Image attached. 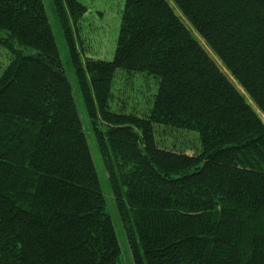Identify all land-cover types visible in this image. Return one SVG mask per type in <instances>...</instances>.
Instances as JSON below:
<instances>
[{
    "label": "trees",
    "instance_id": "1",
    "mask_svg": "<svg viewBox=\"0 0 264 264\" xmlns=\"http://www.w3.org/2000/svg\"><path fill=\"white\" fill-rule=\"evenodd\" d=\"M52 1L133 264H264V0H171L244 95L167 0H124L108 61ZM0 53V264H124L42 0H0ZM118 70L143 109L112 108Z\"/></svg>",
    "mask_w": 264,
    "mask_h": 264
},
{
    "label": "rangeland",
    "instance_id": "2",
    "mask_svg": "<svg viewBox=\"0 0 264 264\" xmlns=\"http://www.w3.org/2000/svg\"><path fill=\"white\" fill-rule=\"evenodd\" d=\"M44 4V9L46 11L48 22L51 26L52 34L56 46L59 51L62 66L65 75L69 82L71 83L74 98L77 105V110L80 114L82 120V125L86 131L88 142L90 145V152L94 162L96 172L98 174L100 184L102 187V192L106 201V211L109 214L112 224L117 236V240L121 250V256L124 264H133L131 259L126 238L124 235L123 227L119 219V215L115 206L114 199L111 194L110 186L107 180L106 173L103 168L102 160L98 153L97 147L93 140V134L91 129V124L86 115V110L84 108L82 99L79 95L76 77L72 68L70 57L68 54V49L60 29L59 21L56 16L53 7L52 0H42ZM83 5L86 6V11L83 13L81 19L76 26L72 25V39L74 40L76 49L80 51V55L83 58L91 57L94 59L111 60L113 57V52L115 48V42L118 35L120 16L123 8L124 0H79ZM169 5L173 8L174 12L184 20L182 15H180L178 9L175 7L171 0H167ZM185 24L190 29L192 35L198 40V42L205 48L209 56L217 63L220 70L225 73L229 80L232 81L233 85L239 90L241 94H245L242 88L234 81L230 74L226 72L221 63L217 60L215 55L206 47L203 40L200 38L199 34L189 26V24L184 20ZM1 55V53H0ZM118 76L114 89L113 99L117 102L113 109H122L126 111L130 110H140L144 108V99L142 97L143 89L142 82L140 78L134 77L133 74L127 71L118 70ZM123 74V75H122ZM143 77H148L147 74H142ZM133 78V79H132ZM150 79L156 80V77L150 76ZM155 88V84L151 81L149 90L152 91ZM140 90V93H138ZM250 104H254L250 101ZM262 121L264 122V116L258 113ZM158 142L160 145L165 147H172L174 145L179 150H185L188 154H191L195 148L196 142L192 135L181 134L177 137L170 136L171 133L168 131L158 130Z\"/></svg>",
    "mask_w": 264,
    "mask_h": 264
}]
</instances>
